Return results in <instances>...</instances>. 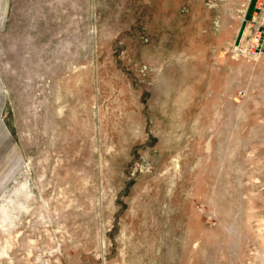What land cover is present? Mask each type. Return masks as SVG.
<instances>
[{
	"label": "rangeland",
	"instance_id": "obj_1",
	"mask_svg": "<svg viewBox=\"0 0 264 264\" xmlns=\"http://www.w3.org/2000/svg\"><path fill=\"white\" fill-rule=\"evenodd\" d=\"M262 29L264 0H0V264H264Z\"/></svg>",
	"mask_w": 264,
	"mask_h": 264
},
{
	"label": "built area",
	"instance_id": "obj_2",
	"mask_svg": "<svg viewBox=\"0 0 264 264\" xmlns=\"http://www.w3.org/2000/svg\"><path fill=\"white\" fill-rule=\"evenodd\" d=\"M262 33H263V39L262 42H257L256 43V49H262V53L264 54V30L262 29ZM258 41V40H256Z\"/></svg>",
	"mask_w": 264,
	"mask_h": 264
}]
</instances>
